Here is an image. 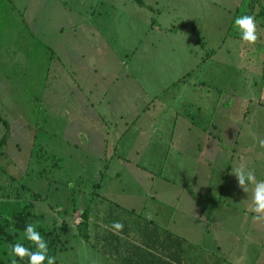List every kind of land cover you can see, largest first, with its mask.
<instances>
[{
	"label": "rangeland",
	"instance_id": "1",
	"mask_svg": "<svg viewBox=\"0 0 264 264\" xmlns=\"http://www.w3.org/2000/svg\"><path fill=\"white\" fill-rule=\"evenodd\" d=\"M141 1L155 10L132 0H0V115L11 125L0 220L31 202L29 223L59 231L56 264H114L103 242L81 235V210L91 205L96 217L122 205L126 215L140 193L160 198L165 188L196 198L185 216L182 201L165 210L172 219L211 227L207 238L224 241L236 264H264V221L239 229L251 187L232 173L244 163L264 180V0L254 45L234 23L242 0ZM159 23L169 32L152 31ZM10 245L0 238V264H10ZM218 256L211 264H227Z\"/></svg>",
	"mask_w": 264,
	"mask_h": 264
},
{
	"label": "crops",
	"instance_id": "2",
	"mask_svg": "<svg viewBox=\"0 0 264 264\" xmlns=\"http://www.w3.org/2000/svg\"><path fill=\"white\" fill-rule=\"evenodd\" d=\"M132 1V4H134L135 7L139 10L143 8L147 12L155 10L154 6L147 4V2L141 0ZM157 24L156 28L154 27V25H152V31L155 30L158 31V33L169 32L163 28L162 23H159L160 25ZM178 31L179 29L173 32H176V34H178ZM180 31L182 32V30ZM156 42L157 40L153 39L151 46L154 47ZM215 140L218 141V138H216ZM196 146H198V144H196ZM223 180H225V177L223 178ZM225 185L227 187L226 182ZM152 191L153 190H151L150 193L146 194L140 193V196L138 198H140L141 202L137 205H134V203L128 205V209L126 210L128 213L126 215L124 214V212H122L121 208H126L127 206L121 205V208L115 207L114 210H110L108 212L105 209H101L98 207V209H100V216L96 215V217H94L92 216L93 207L91 205L87 206L86 208H89L88 230L91 237L90 239H88V241H94V236L96 233H98V240L100 242H104V238L106 237V235L109 238L108 230H114L110 223L113 222V219H118L121 217L122 220L128 222V224L123 225V230L118 233H120L123 237H125L126 235L127 238L140 249L143 248L144 250L150 252H139L140 250H137L138 253L133 252V263L135 264H152L154 262L151 263V261L155 260H157L155 264H161L162 262H160V258H169V256L171 255L176 257L178 262H180H177V264H211L212 259H214L215 262L218 260V255H220L221 259H225L224 262H227V264H236L234 263V260L229 258L232 253H229V247L224 246V241L218 240L217 236H214L210 239L207 238V234L212 233L211 227L204 228L201 224H197L196 222L189 223L185 219L181 218L172 219L169 213L165 211L171 210V208L175 206H177L176 208H178V205L182 201L186 203V207L183 210V216H185L186 214L192 212V208L190 207L193 206L194 203H196L195 197H186L183 199V194L181 192L171 195L170 193H168V191L165 190V188H160V190L158 191V195H160L161 197H158V199L156 197L157 194H153ZM219 192L221 193L220 195H215L216 202L223 200L222 195L224 194L222 193V189L219 188L218 193ZM231 197L234 196L230 193L229 198L231 199ZM237 200L239 199H231L228 203L236 204V206H239L240 204ZM133 201H136V199L134 200L133 198ZM76 208L78 207H75V209ZM250 208L251 205L247 206V208L242 209L244 211V214L241 215L246 218L243 220L244 222L241 223V225L239 224V229L241 228V226H248L250 224V218L253 219L255 213H253ZM84 209H82L81 212ZM196 212L200 214L201 211L194 210V214ZM249 213H251V215H249ZM200 218H202L201 214ZM217 218L225 219L227 217L224 215H217ZM234 222L238 221L234 220ZM219 224L220 223H217L216 221V230L218 229ZM91 225H94L93 229H91ZM231 226H227V229L234 231L233 233H237L239 229H231ZM221 227L224 228V226ZM170 243L173 244L171 247V251L167 250L169 249L168 245H170ZM203 243L205 244L204 246L202 245ZM174 244L176 246L175 249L173 247ZM154 247L164 248L165 251H157V249H155ZM164 252H166L167 254L165 255ZM108 259L115 264L111 257L108 256Z\"/></svg>",
	"mask_w": 264,
	"mask_h": 264
},
{
	"label": "trees",
	"instance_id": "3",
	"mask_svg": "<svg viewBox=\"0 0 264 264\" xmlns=\"http://www.w3.org/2000/svg\"><path fill=\"white\" fill-rule=\"evenodd\" d=\"M259 2V0H242L240 6L238 7L236 17L243 15V14H252L255 16V10L256 5ZM235 17V19H236ZM0 122L3 123L5 127V132L3 136L0 138V157L3 154V148L8 143L10 137H11V125L8 120L3 118L0 115ZM33 192V191H32ZM36 193V192H33ZM35 215L34 211V205L31 202L26 203L20 210L15 211L12 215L11 219H4L0 220V238L6 240L10 244H14L17 240L15 238V235L9 231V226L12 224L16 231H23L25 226L30 222L31 218ZM82 218L83 221L79 224L80 233L85 239H90V234L88 230L89 225V208H86L82 211ZM113 222H120L123 225L128 224V222H125L122 220V218L113 219ZM113 222L110 223V225H113ZM41 234L45 237V239L49 243V250L50 254L57 256L58 251L63 248L62 241L60 239L59 231L55 228H43L40 227L38 229ZM15 231V232H16ZM109 232V238L106 235L104 238V245L100 249L103 252H106L109 257L112 258V260L115 262V264H135L133 263V252H137V250H140L139 252H148L147 250H144L143 248L137 247L135 244H133L125 235L123 237L120 233H117L115 230H108ZM18 233V232H16ZM99 234L96 233L94 236V244L96 245L98 240ZM130 236V235H128ZM27 243V242H26ZM173 244L170 243L169 249L171 251V247ZM33 249L35 248L34 245H29ZM167 246V245H165ZM174 249L176 248L174 244ZM157 249V251H165L164 248L154 247ZM165 255L167 254L164 252ZM155 256V255H154ZM27 260V258H26ZM161 264H177L178 260L174 256H169V258H160L159 259ZM154 262V263H152ZM157 260L151 261L152 264H155ZM180 263V262H178ZM24 264V263H23Z\"/></svg>",
	"mask_w": 264,
	"mask_h": 264
},
{
	"label": "clouds",
	"instance_id": "4",
	"mask_svg": "<svg viewBox=\"0 0 264 264\" xmlns=\"http://www.w3.org/2000/svg\"><path fill=\"white\" fill-rule=\"evenodd\" d=\"M240 32V39L248 44H256L260 38L259 24L252 14H243L234 21ZM259 146L264 148V139L259 140ZM232 173L236 176L238 185L249 194L250 210L255 213L253 220L264 221V180H257L253 170H249L244 163L234 167ZM73 185L70 184L69 187ZM123 224L113 222L112 228L118 233L123 230ZM38 223H28L20 240L8 247L10 264H18L27 258L28 264H56L57 257L50 254L49 243L38 230ZM27 242V243H26ZM29 245H34L33 249Z\"/></svg>",
	"mask_w": 264,
	"mask_h": 264
}]
</instances>
